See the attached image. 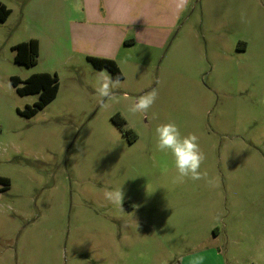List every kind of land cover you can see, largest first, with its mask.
I'll use <instances>...</instances> for the list:
<instances>
[{
    "label": "rangeland",
    "instance_id": "obj_1",
    "mask_svg": "<svg viewBox=\"0 0 264 264\" xmlns=\"http://www.w3.org/2000/svg\"><path fill=\"white\" fill-rule=\"evenodd\" d=\"M75 2L0 0V264H264V0H148L152 26L121 45L80 37ZM30 40L37 63L15 64L11 48ZM98 56L121 74L110 98L96 92L110 73L87 61ZM41 72L57 95L25 119L38 95L10 78ZM153 89L148 112L130 114ZM169 121L199 137L214 186L173 183L155 133ZM118 188L122 210L104 198Z\"/></svg>",
    "mask_w": 264,
    "mask_h": 264
},
{
    "label": "clouds",
    "instance_id": "obj_2",
    "mask_svg": "<svg viewBox=\"0 0 264 264\" xmlns=\"http://www.w3.org/2000/svg\"><path fill=\"white\" fill-rule=\"evenodd\" d=\"M188 0H179L178 9L184 8ZM74 7L77 11L80 10V0H76ZM119 78L113 80L109 75L101 72L99 75L96 92L101 98H110L112 90L121 87ZM158 98L157 90L139 96L128 108V112L132 115L137 113H147ZM155 118V114H154ZM157 144L156 148L162 153H170L173 158V163L176 175L173 178V183H184L187 180L193 182L205 181L209 186H214L213 180L209 177L206 170H202L201 166L206 160V154L199 144V137L195 133L182 135L180 127L174 121L160 124L155 129ZM168 167L165 164L162 167V174H167ZM104 198L110 204L119 207L121 210L124 193L121 188L106 191ZM204 257L196 258L194 264H203Z\"/></svg>",
    "mask_w": 264,
    "mask_h": 264
},
{
    "label": "trees",
    "instance_id": "obj_3",
    "mask_svg": "<svg viewBox=\"0 0 264 264\" xmlns=\"http://www.w3.org/2000/svg\"><path fill=\"white\" fill-rule=\"evenodd\" d=\"M9 14L10 11L0 3V22H4ZM11 51L14 52L13 61L17 65L31 67L37 63L38 45L36 40L17 44L11 48ZM87 61L96 70H107L112 79H121L119 69L112 60L87 57ZM10 84L15 88L19 96L38 95V101L32 106H26L22 111L17 110L18 115L25 119L32 118L38 111L53 101L58 92V79L56 75H50L48 73L34 74L24 81H21L17 77H12L10 78ZM122 125L123 121L120 119L118 121V127ZM0 186L1 191L8 190V179L0 177Z\"/></svg>",
    "mask_w": 264,
    "mask_h": 264
},
{
    "label": "crops",
    "instance_id": "obj_4",
    "mask_svg": "<svg viewBox=\"0 0 264 264\" xmlns=\"http://www.w3.org/2000/svg\"><path fill=\"white\" fill-rule=\"evenodd\" d=\"M67 0H65L66 2ZM148 0H80V10L77 17L83 18V22H78L80 37L90 31L106 33L110 38L108 42L121 45L126 35L133 33H143L147 26L142 19L145 13L146 2ZM84 42L87 37L81 38ZM88 43V42H86ZM244 47L239 48L243 51ZM107 58L106 56H98ZM111 59V58H109ZM42 73V72H41ZM218 236H214V239Z\"/></svg>",
    "mask_w": 264,
    "mask_h": 264
}]
</instances>
